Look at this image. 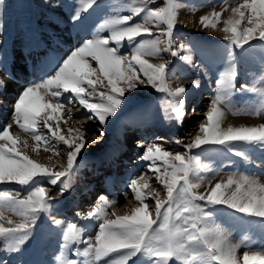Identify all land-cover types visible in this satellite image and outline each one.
I'll use <instances>...</instances> for the list:
<instances>
[{
  "label": "snow or ice",
  "instance_id": "obj_1",
  "mask_svg": "<svg viewBox=\"0 0 264 264\" xmlns=\"http://www.w3.org/2000/svg\"><path fill=\"white\" fill-rule=\"evenodd\" d=\"M155 3L156 0H129L114 9L112 15L95 27L90 38L72 49L51 74L25 87L14 102L12 121L0 129V185H20L26 194L21 196L19 191L0 188V243L7 252H20L29 242L38 241L37 226L41 216L50 214L57 196L62 197L72 189L73 177L88 141L83 126L69 128L68 136L62 134L61 121L67 123V119H73L71 115L64 118L66 105L76 104L85 110L86 119L97 126L95 142L100 143L112 119L128 103L127 94L140 86H149L163 94L164 118L183 126L188 116L187 89L172 88L168 84L171 61L154 64L145 57H160L167 52L186 64L193 63V49L186 43L176 47L175 40L178 9L185 5L181 0H165L163 7H150ZM232 3L235 6L230 9L231 15L222 21L223 27L219 29L225 33L228 45L227 62L205 112L207 122L199 125L203 135H195L183 154L173 155L159 143L145 147L139 159L149 162L153 176L141 174L128 183L132 198L138 202L130 213L122 216L109 213L107 210L118 201L99 195L91 210L77 213L79 220L88 224L52 217L51 224L61 229L63 241L60 254L55 257L56 264H133L135 261L145 264L142 257L148 258L147 264H264V250H254L248 237L234 243L230 231L212 222L216 207L224 206L258 220L264 228V182L255 175L233 172L226 181L214 185L209 179L210 187L199 192L197 189L205 179L200 178L199 173L214 170L211 165L202 163L199 156L190 154L192 149L203 146H220L251 162L250 156L237 148V144L264 152V124L222 127L226 109L232 110L237 90L236 50L243 54L253 42L264 45V0H232ZM100 6V0H75L71 20L77 26L87 27L90 12ZM5 10L6 0H0V29ZM125 10L129 14H121ZM228 10L224 7L220 12L201 16L199 23L203 28L216 30L223 12ZM136 17L141 18L135 20ZM152 28L159 31L154 34ZM125 47L131 51V59L122 52ZM258 83L259 87L243 85L240 88L259 96V103L245 114L264 115V78ZM2 86L3 81H0ZM196 87H199L198 82ZM192 111L194 114L195 109ZM42 115L46 134L39 131ZM14 126L35 142L31 147L33 152L38 153L43 147V151L59 156V145L66 146V166L53 170L21 151V146L28 148L29 144L12 132ZM194 177L198 182H194ZM153 178L165 190V198H160L157 189L145 195L144 189L151 188ZM49 186L57 191L50 192ZM229 189H232L230 195L227 194ZM150 197L155 198L154 215ZM6 212L18 221L6 217ZM110 215L114 218L110 219ZM89 226L96 227L94 239L91 235L85 238ZM80 245H84L83 248ZM242 247L245 250L241 254ZM70 252L75 258L70 257Z\"/></svg>",
  "mask_w": 264,
  "mask_h": 264
},
{
  "label": "rangeland",
  "instance_id": "obj_2",
  "mask_svg": "<svg viewBox=\"0 0 264 264\" xmlns=\"http://www.w3.org/2000/svg\"><path fill=\"white\" fill-rule=\"evenodd\" d=\"M128 2L129 0H100L101 6L94 8V10L90 12L88 26L83 27L77 26L75 22L71 20L75 0H6L3 28L0 29V81H3L2 87L4 88L5 81L7 80L13 82L16 87L19 88L18 91L16 89L12 94L16 101L25 87L40 81L46 74H51L57 64L65 58L72 49L79 46L84 39L91 37L92 32L95 31V27L99 23H102L105 18L112 15L114 9L120 8ZM181 2L185 6L178 9V23L175 31L176 47H178L180 43L188 44L193 49V63L186 64L178 57H172L171 54L167 52L162 53L160 57L146 56L145 59L154 64L163 61L172 62L169 65L171 72L168 77V84L172 88L183 86L187 89L185 103L188 116L183 126H178L174 122L164 118L162 110L163 94L156 92L149 86H140L134 92L128 93L127 95L130 99L123 110L119 112L118 116L112 119L108 126L106 136L103 137V143L100 144L99 147H95V150H93L94 148L90 150L86 149L83 154V159L79 160V168L76 175L73 177L72 189L67 192L64 197L57 196L53 202V208L50 210V214L41 216L37 226L39 240L29 242L20 252H7L3 249L2 243H0L2 264H33L30 253L34 249L39 250L41 247L45 248V252H43L45 256L51 260V263L56 264L55 257L60 254V245L63 241L61 229L51 224V218L55 217L65 222H76L78 224L89 223L88 221L79 220L76 215L77 211L75 210L77 206L72 204V198L82 194L85 189H88V182L95 176L94 173H97V169L102 168L105 163H108V167L113 165L112 171H114V176L111 178L115 183L113 192L115 193V199L118 201L116 206L121 207L127 204L128 199L134 200L127 187L131 179L145 173L149 177L153 176V173L150 172L148 168L149 162L139 159L148 144L159 143L164 150L173 153V155L177 152L183 154L187 151L186 145L190 144L195 138V136L192 135L193 132L196 135H203V133L199 131V125L207 122L205 119V112L210 107V101L216 90V82L220 78V73L223 71L227 62V41L224 40V37L220 38L219 36L211 34V32H217V30L223 27L222 21L231 15L230 9L235 5L232 3V0H181ZM164 3L165 0H156V3L150 5V7H163ZM224 7H227L229 10L223 12L221 22L218 24L216 30L211 28L206 29L200 25L197 19H200V17L204 15H210L213 11L220 12ZM121 14L129 13L125 10ZM142 15L143 14H141V16ZM140 18L141 17H136L135 20H139ZM158 31L159 29L152 28L154 34ZM104 35H107V33H104ZM162 39H166V37ZM37 47L39 48L37 49ZM49 49L51 53L47 54ZM32 51L37 52V54L34 55L31 60L30 54ZM122 52L131 59V51L127 47L123 48ZM21 53L24 55L22 56ZM236 53L237 90L233 95V108L230 111L226 109V117L222 125L230 119L252 124V126H258L259 123L264 124V115L253 116L245 114L247 109L259 103V96L252 92L240 91L243 85H248L250 87L253 85L257 87L260 86L258 82L264 78V45L253 42L252 47L246 53L241 54L240 50H236ZM50 57H54L55 66L51 64ZM46 64L48 65L45 66ZM93 66H96L94 62ZM26 74L32 76V79L25 81ZM20 81L22 83L17 84ZM197 82L199 83L198 88L196 87ZM13 98L9 100V107L11 106V108L8 114L2 113L4 120H0V129L13 119L12 107L15 102ZM53 102L55 101L53 100ZM193 109H195L194 114L192 111ZM64 110L67 111V113L69 110L72 112L73 119L70 120L73 123H80L85 130L96 129V124L92 121H87V113L79 105H66ZM43 119L44 116L42 115L39 131L46 134V130L43 128L42 124ZM72 122H69L70 126H72ZM50 123L54 125V122ZM197 123L199 124L196 125ZM152 125L155 126V128L157 127L160 132H163L160 134H151ZM60 128L62 130L64 129L63 121L60 123ZM18 129L19 128L15 126L12 128V132L16 133L17 131L18 133V131H20V129ZM139 130L142 131L141 136L145 139L143 142L145 147L140 153L138 152L139 154L137 153L135 155V153H131L129 155L126 152L127 149L124 150L125 145L128 144L126 142L130 143L128 139L139 134ZM20 133L22 134L23 132L20 131ZM62 134L68 136L69 132L64 129ZM164 134H167V137H164ZM22 136L26 138L28 144L30 140L34 145L35 142L30 136L25 133H23ZM123 138H125V145L121 144ZM49 139L51 140L50 135ZM165 140L166 142H163ZM177 140L180 141L179 144L176 143ZM59 148V156L51 151H43V147H41L38 153L32 150L29 151L28 148H24L23 146H21V151L28 154L32 159H34L33 156L41 158L42 156L40 153L54 155L57 157L55 160L59 162H61L60 157H62L65 158L64 163L66 164V146L60 144ZM237 148L245 151L250 156L251 162H246L242 158L228 153L220 146L209 145L203 146L202 149H192L191 155L199 156L202 163L211 165L214 170L213 173H207L205 171L199 173V177L205 179L197 191L204 192L209 188V179H211L212 185H214L216 182L222 180L226 181L228 174L233 172L237 174L255 175L264 182V152L258 148L241 144H237ZM38 162L41 163V161ZM157 163L161 164V170H163L162 163L159 161ZM45 165L53 170H60L61 168L60 166L55 167V163L52 166ZM193 180L194 182H198L196 177H194ZM151 182V188L144 189L145 195L152 191V189H157L160 191V198H165V190L157 184L154 178ZM101 187L102 186H99L95 191H91V194L94 195L93 200L80 202V206L83 207L81 211L87 209L88 211L91 210L97 202L99 195L109 196V194L101 192ZM0 188L19 191L21 196L26 194L25 189L14 183L0 185ZM49 188L50 192L57 191L56 188H51L50 186ZM231 191L232 189H229L227 194L230 195ZM119 193H127L128 198H119V196L116 195ZM114 197L109 196L110 199ZM154 199V197L149 198L150 209L153 211V215L155 207ZM135 202L136 204L134 206H137L138 202ZM134 206L131 208H134ZM107 211L112 213L114 207L109 208ZM5 216H10L13 220L18 221V218L11 213L6 212ZM109 218L111 219L114 217L110 215ZM212 222L230 231L234 243L248 237L254 250H264V228L260 226L258 220L242 216L224 206H217L214 211ZM95 229L96 227L89 226L86 230L85 238L91 235L94 239L96 233ZM35 235L36 233L34 232V236ZM83 246L84 245H80L79 247L83 248ZM244 250L245 248L242 247L240 253L242 254ZM69 255L71 258H75L72 256L71 252ZM141 260L147 264L148 258L142 257ZM133 264H140V261H135ZM173 264H175V262H173Z\"/></svg>",
  "mask_w": 264,
  "mask_h": 264
},
{
  "label": "bare ground",
  "instance_id": "obj_3",
  "mask_svg": "<svg viewBox=\"0 0 264 264\" xmlns=\"http://www.w3.org/2000/svg\"><path fill=\"white\" fill-rule=\"evenodd\" d=\"M197 20H199V19H197ZM187 22H188V20H187ZM211 34H213V35H216V36H219L220 38L221 37H224V35H225V33H223L222 31H220V30H217V32H211ZM21 55L23 56L24 54H22L21 53ZM30 79H32V76H28V74H26V76H25V81H29ZM22 82L20 81V82H18L17 84H21ZM17 89V91H18V89L19 88H17L16 87V85L13 83V82H11L10 80H7V81H5V86H4V88L3 87H0V120L2 119V120H4V118L2 117V113L3 114H8V112H9V109L11 108V106L9 107V100L10 99H12L13 98V92L15 91ZM23 90V89H22ZM16 91V92H17ZM22 92V91H21ZM13 100L15 101V99L13 98ZM13 108V107H12ZM75 112V111H74ZM73 112V113H74ZM78 113V112H77ZM79 114H81V113H79ZM78 114V115H79ZM63 115H64V118L65 119H67L68 118V116L69 115H71V116H73L72 115V112L69 110L68 111V113H67V111H65V110H63ZM77 115V116H78ZM83 115V114H82ZM81 116V115H80ZM79 116V117H80ZM13 117V116H12ZM74 119H76V118H74ZM11 121V120H10ZM88 121V120H87ZM69 122H72L70 119H67V123H64L63 122V126H64V129L65 130H67L68 131V129L69 128H72V129H77V128H80L81 127V125H80V123L79 124H75V123H73L72 122V126H70V123ZM76 122V121H75ZM201 123V122H200ZM253 123V122H252ZM85 124V123H84ZM199 123H197L196 125H198ZM80 125V126H79ZM229 125H232V126H252V124H248V123H243V122H241V121H234V120H229V121H227V122H225L224 123V125H222V127H227V126H229ZM259 125H260V123H259ZM83 126V125H82ZM15 127V126H14ZM62 127V126H61ZM152 127V126H151ZM88 128H90V127H88ZM94 128V127H93ZM157 128V127H156ZM155 128V126H154V129L152 130L151 129V134H153V133H157V134H160V133H162V132H160V130H158V129H156ZM14 129H16V128H14ZM63 129V130H64ZM149 129V128H148ZM19 130V129H18ZM192 130V129H191ZM21 131V130H20ZM20 131H18V134L21 136V138L22 139H26L24 136H22V134L20 133ZM86 131V139H87V141H88V144H87V149H92V148H94L93 150H95L97 147H99L100 146V144H102L103 143V138H100V140H101V142L100 143H96L95 141L98 139V136L95 134L96 133V129H90V130H85ZM147 132H149V131H147ZM16 133H17V131H16ZM73 134H75V133H73ZM142 134H137V135H134L132 138H131V143H129V144H127L128 146H132L133 144H135V145H133L134 147L133 148H130V147H127L125 150H126V152L130 155L131 153L133 154V153H135V155L139 152L140 153V151L145 147V145L143 144V142L145 141V139L143 138V136H141ZM193 136H195L196 134H194V132H193V134H192ZM163 136V135H162ZM28 137V136H27ZM164 137H167V134H164ZM169 138V137H168ZM167 138V139H168ZM139 139H141V140H139ZM29 147H28V149H29V151L31 150V147H32V143H31V141L29 140ZM163 142H166V140L165 141H163ZM168 145V144H167ZM96 147V148H95ZM171 148V147H170ZM126 152H125V154H126ZM138 153V154H139ZM40 155L42 156L41 158H38L37 156H33L34 157V159L35 160H37V161H41V163H45V164H47V165H53L54 163H55V167H58V166H60L61 168L63 167V166H66V164L64 163L65 162V158H62V157H60V161L61 162H59V161H56L55 160V158H57V157H55L54 155H46V154H41L40 153ZM113 156V155H112ZM133 158H136V157H133ZM126 159H127V157H126ZM64 163V164H63ZM108 164V163H107ZM110 164V163H109ZM115 165V164H114ZM113 166V165H112ZM112 166L110 167H108L107 165H103L102 166V168H98V173H100V174H102L103 173V175H109V174H114V171H112ZM61 168H60V170H61ZM111 168V169H110ZM101 170V171H100ZM114 170V169H113ZM84 172V171H83ZM88 172V171H87ZM102 176V175H101ZM100 175H99V177H98V175L97 176H94V179H93V181L95 182V181H98V178H100L101 177ZM88 179V178H87ZM92 180L90 181V182H93ZM96 183V182H95ZM152 183V182H151ZM111 186L113 187V184L111 183V185H110V182L108 181L107 182V185H106V189H107V191L109 192V196H112V197H114V195H115V193L112 191H109V189L111 188ZM154 186H157V185H154ZM118 188V187H117ZM106 189H104V188H102L101 189V192H106ZM100 190V189H99ZM98 192V191H97ZM100 192V191H99ZM89 194H91L90 192L89 193H85V192H83L82 194H80V195H77L76 196V198H77V201L76 202H79L78 200H80L81 202H88V200H92V198L91 199H88V197L90 196ZM126 194L127 193H119V194H116L117 196H119V198H126ZM116 196V197H117ZM64 197V196H63ZM115 198V197H114ZM118 198V197H117ZM127 198H128V194H127ZM126 198V199H127ZM130 198V197H129ZM131 199V198H130ZM84 200V201H83ZM136 204V202H135V200H129L128 199V202H127V204H125L124 206H121V207H117V206H115L114 207V213L115 214H117V215H119V216H122V215H124V214H126V213H129L130 211H131V207L132 206H134ZM62 206V205H61ZM60 206V207H61ZM134 207H136V206H134ZM83 207H81V206H79V207H77L75 210L77 211V213L78 212H87L88 211V209L87 210H84V211H81V209H82ZM61 209H63V208H61ZM70 209V208H69ZM77 215V214H76ZM91 230H92V228H91ZM96 230V229H95ZM88 233V232H87ZM31 259H32V261H33V264H53V263H51V260L50 259H48L46 256H45V254H44V252L41 250V249H39V250H32L31 251Z\"/></svg>",
  "mask_w": 264,
  "mask_h": 264
}]
</instances>
